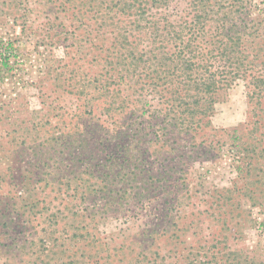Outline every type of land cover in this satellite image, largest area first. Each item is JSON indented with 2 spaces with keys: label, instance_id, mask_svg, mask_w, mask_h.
<instances>
[{
  "label": "rangeland",
  "instance_id": "rangeland-1",
  "mask_svg": "<svg viewBox=\"0 0 264 264\" xmlns=\"http://www.w3.org/2000/svg\"><path fill=\"white\" fill-rule=\"evenodd\" d=\"M103 23L87 0H0V46L15 45L0 71V264H264V154L237 152L261 138L246 82L219 92L204 130L139 80L106 114L114 97L93 79L118 29ZM137 125L126 140L146 161L119 177L124 156L100 138Z\"/></svg>",
  "mask_w": 264,
  "mask_h": 264
},
{
  "label": "trees",
  "instance_id": "trees-1",
  "mask_svg": "<svg viewBox=\"0 0 264 264\" xmlns=\"http://www.w3.org/2000/svg\"><path fill=\"white\" fill-rule=\"evenodd\" d=\"M180 1L87 0L97 3L104 26L118 29L106 58V76L93 79L100 96L114 97L107 102L106 114L126 110L130 93L124 95V90L136 89L140 81V88L149 86L152 92L159 93L163 87L168 110L176 111V123L183 129L204 130L212 126L219 92L243 80L252 111L258 115L255 124L260 125L261 138L249 143L250 150L239 144L237 152L264 154V16H260L264 8L256 0H185L188 8L181 10ZM138 30L141 34L136 36ZM14 46L10 40L0 46V71L8 69ZM149 70L153 74L150 81L146 80ZM140 95L142 98L143 92ZM89 103L91 113L95 107L91 100ZM140 127L121 126L100 138L102 142L116 141V154L111 158L124 156L125 171L118 172L119 177L128 176L134 165L146 161L143 156L137 160L140 156L132 153L138 144L126 140L129 131L138 133ZM240 163L237 169L243 173L245 164ZM229 253L239 255L235 250Z\"/></svg>",
  "mask_w": 264,
  "mask_h": 264
}]
</instances>
